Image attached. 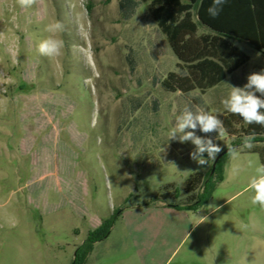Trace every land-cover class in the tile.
I'll list each match as a JSON object with an SVG mask.
<instances>
[{
	"label": "rangeland",
	"instance_id": "1",
	"mask_svg": "<svg viewBox=\"0 0 264 264\" xmlns=\"http://www.w3.org/2000/svg\"><path fill=\"white\" fill-rule=\"evenodd\" d=\"M134 1L128 13L120 0H35L27 9L0 0V264H72L119 209L85 264H264V209L245 191L258 152L237 146V158L225 157L224 180L197 210L159 206L186 203L187 180L214 163L201 169L194 145L168 141V128L186 105L224 117L229 85L264 70V51L233 40L250 61L225 81L166 91L161 82L185 69L150 1ZM56 20L63 54L48 58L37 45ZM207 33L199 24L198 35ZM235 133L216 140L196 131L222 151L243 141L239 125Z\"/></svg>",
	"mask_w": 264,
	"mask_h": 264
},
{
	"label": "trees",
	"instance_id": "2",
	"mask_svg": "<svg viewBox=\"0 0 264 264\" xmlns=\"http://www.w3.org/2000/svg\"><path fill=\"white\" fill-rule=\"evenodd\" d=\"M149 1L152 18L167 37L180 62L179 66L185 69L184 73H169L161 82L166 91L182 94L195 90L205 92L221 84L228 75L250 61V56L233 40L247 42L258 51H264V0H225L216 17L210 16L207 11L213 0H142L144 3ZM134 6V0H120L123 12L130 13ZM193 11H196L198 23L193 19ZM199 24L208 29L209 33L198 35ZM221 120L227 135L236 136L237 125L242 131V138L256 133L254 147L247 151L258 152L264 164V127L257 124L246 125L241 117L230 112L221 117ZM242 142L237 141L231 147L240 146ZM228 155L225 154L219 160L213 174L211 168L208 173L198 171L191 175L184 191L186 195L190 194L186 203L170 202L168 205L187 210H197L205 205L216 184L224 180L222 161ZM199 188L201 192H198ZM161 197L168 199L166 194ZM121 212L122 210H117L112 218L89 233L87 239L76 249L72 264H85L94 244L109 236L114 219Z\"/></svg>",
	"mask_w": 264,
	"mask_h": 264
},
{
	"label": "clouds",
	"instance_id": "3",
	"mask_svg": "<svg viewBox=\"0 0 264 264\" xmlns=\"http://www.w3.org/2000/svg\"><path fill=\"white\" fill-rule=\"evenodd\" d=\"M34 2L35 0H17V4L24 9L31 7ZM224 2L225 0H213V4L207 9L208 14L212 17L218 16ZM63 31L64 25L58 20L46 24L45 32L48 35L37 45L39 54L48 58H59L64 49V40L60 36ZM229 87L231 89L230 93L222 100L224 109L241 117L246 125L257 124L264 127V98H261L264 97V70L248 75L247 83L243 87L231 85ZM257 93L260 95H257ZM197 130L204 134L216 133V140L227 135L223 121L217 115L200 107H195L193 110L192 107L187 105L176 117L174 125L168 128L166 135L168 141H178L181 144L191 142L194 149L189 153L190 158L201 169H204L216 160L223 149L214 142L211 135L199 136L196 134ZM255 139V132L244 136L239 150L253 148ZM227 149L228 154L233 159L238 157L239 150L237 148L229 145ZM248 167H254V174L251 176L245 191L253 193L250 198L252 205H258L261 209H264V164L253 165L249 161ZM234 171L238 172L240 169H234ZM183 172L187 174L191 170ZM207 207L212 211L219 210L214 205H208ZM205 220H207V217H202L200 223Z\"/></svg>",
	"mask_w": 264,
	"mask_h": 264
},
{
	"label": "crops",
	"instance_id": "4",
	"mask_svg": "<svg viewBox=\"0 0 264 264\" xmlns=\"http://www.w3.org/2000/svg\"><path fill=\"white\" fill-rule=\"evenodd\" d=\"M246 65V64H245ZM243 67V66H242ZM240 69V68H239ZM238 69V70H239ZM237 70V71H238ZM236 72V71H235ZM233 74V73H232ZM229 76V75H228ZM227 76V77H228ZM226 80V79H225ZM224 80V81H225ZM244 84H246V83H244ZM243 85V84H242ZM160 207H163L164 208V210H169L168 212H170V213H185V211H190V210H187V209H178V208H174V207H171V206H166V205H164V204H161V205H159ZM168 207V208H167Z\"/></svg>",
	"mask_w": 264,
	"mask_h": 264
},
{
	"label": "water",
	"instance_id": "5",
	"mask_svg": "<svg viewBox=\"0 0 264 264\" xmlns=\"http://www.w3.org/2000/svg\"><path fill=\"white\" fill-rule=\"evenodd\" d=\"M237 146H234V148H236ZM228 153V149H225L224 151H222L220 154H218L216 160L214 161L213 165H212V170H211V174L214 173L216 167H217V163L219 162V160Z\"/></svg>",
	"mask_w": 264,
	"mask_h": 264
}]
</instances>
